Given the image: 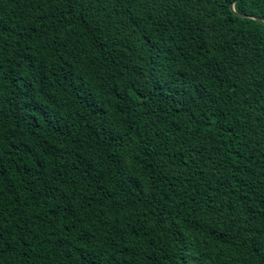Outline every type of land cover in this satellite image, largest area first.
I'll return each instance as SVG.
<instances>
[{
    "label": "trees",
    "instance_id": "16d2710c",
    "mask_svg": "<svg viewBox=\"0 0 264 264\" xmlns=\"http://www.w3.org/2000/svg\"><path fill=\"white\" fill-rule=\"evenodd\" d=\"M0 0V264H264V0Z\"/></svg>",
    "mask_w": 264,
    "mask_h": 264
},
{
    "label": "water",
    "instance_id": "95a60500",
    "mask_svg": "<svg viewBox=\"0 0 264 264\" xmlns=\"http://www.w3.org/2000/svg\"><path fill=\"white\" fill-rule=\"evenodd\" d=\"M236 1H238V0H234V1L230 4V10H231L233 13H235V11H234V3H235ZM238 15H239V17H248V18H251V19H253V20H255V21H257V22H259V23H261V24L264 25V21L261 20L260 18L253 17V16L241 15V14H238Z\"/></svg>",
    "mask_w": 264,
    "mask_h": 264
}]
</instances>
